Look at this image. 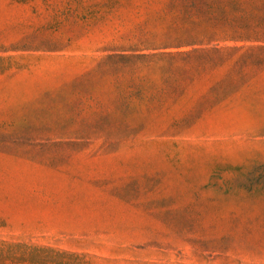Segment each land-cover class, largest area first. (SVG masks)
I'll use <instances>...</instances> for the list:
<instances>
[{
	"label": "rangeland",
	"instance_id": "1",
	"mask_svg": "<svg viewBox=\"0 0 264 264\" xmlns=\"http://www.w3.org/2000/svg\"><path fill=\"white\" fill-rule=\"evenodd\" d=\"M77 2L0 0V264H264V40Z\"/></svg>",
	"mask_w": 264,
	"mask_h": 264
},
{
	"label": "trees",
	"instance_id": "2",
	"mask_svg": "<svg viewBox=\"0 0 264 264\" xmlns=\"http://www.w3.org/2000/svg\"><path fill=\"white\" fill-rule=\"evenodd\" d=\"M117 1L78 0L77 10H74L73 15L83 27H88L92 23L102 22L111 9L121 6ZM248 1L247 3L244 0H165L162 4L163 8L156 13L154 20L157 21L158 26L177 36L179 44L186 46L264 40V36L258 34L261 28L264 29V11L260 17L253 16L254 12L264 10V0H261L260 4ZM68 11L73 12V9L69 10L67 7L66 12ZM247 31L251 33H243ZM170 77L172 76L169 74H161L157 80L166 82ZM152 80L143 75L129 81L126 86H134L136 83L146 84ZM149 100L146 99L144 102ZM117 104L120 110H126L132 106V101L121 98Z\"/></svg>",
	"mask_w": 264,
	"mask_h": 264
}]
</instances>
